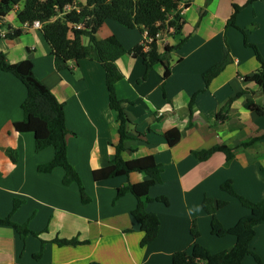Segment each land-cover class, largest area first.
I'll return each instance as SVG.
<instances>
[{
    "label": "crops",
    "instance_id": "0c3cea01",
    "mask_svg": "<svg viewBox=\"0 0 264 264\" xmlns=\"http://www.w3.org/2000/svg\"><path fill=\"white\" fill-rule=\"evenodd\" d=\"M16 6L0 18L1 31L21 27L15 15L21 6ZM180 14L185 20L180 33L169 30L157 37L158 52L169 48L163 63L146 70L141 57L130 53L116 60L122 78L115 93L129 121L130 136L124 140L122 158L152 155L159 167V180L145 204L157 216L159 229L144 246L143 232L131 215L136 198L131 193L115 198L119 187L147 176L131 172L99 182L93 179V171L114 158L119 140L120 123L108 104L102 65L81 59L57 69L40 29L22 30L16 39L0 38L6 60L30 59L37 78L64 103L67 159L91 199L82 204L77 184H62L63 168L37 170L53 158L54 150L36 152L33 134L15 129L23 118L21 104L27 91L14 75L0 70V218L27 223L39 235L22 236L13 227L0 225V264H172L175 252H189L193 246V225L197 242L212 253L235 245L234 236L213 231L212 217L202 202L211 199L214 217L230 228L249 209L222 190V184L229 182L249 201L264 200V114L246 107L248 100L264 107V91L250 79L260 62L245 44L255 45L264 60V0H191ZM109 36L130 50L144 41L145 31L107 19L96 37ZM225 47L231 60L206 85L202 75L223 57ZM166 67L169 74L164 78ZM171 130L179 133L174 145L166 139ZM216 146L227 147L231 157L220 150L204 160L194 154ZM7 150L16 153V161ZM14 199L22 203L13 212ZM221 201L225 204L219 207ZM74 237L89 242L75 246L52 242ZM250 249L264 264V224L255 227ZM242 264L257 263L246 256Z\"/></svg>",
    "mask_w": 264,
    "mask_h": 264
},
{
    "label": "trees",
    "instance_id": "16d2710c",
    "mask_svg": "<svg viewBox=\"0 0 264 264\" xmlns=\"http://www.w3.org/2000/svg\"><path fill=\"white\" fill-rule=\"evenodd\" d=\"M190 3L191 0H0V18L12 11L15 5H19L21 7L15 12V15L20 24L34 20H39L42 23L40 30L51 47V54L57 69L67 68L69 62L81 59L97 61L102 65L105 71L108 104L117 113L120 123L119 140L114 145V158L108 166L94 170L93 179L99 182L131 172H143L147 176L144 181L119 187L115 198L117 199L125 193H131L136 198L137 204L131 211V215L138 223L140 231L143 232L141 246L151 243L156 238L159 229L157 216L145 208V204L150 201L148 192L159 180V167L152 155L128 161L122 158L124 140L130 136L127 133L129 121L122 110V101L115 93V84L122 78V74L116 66V60L120 56L130 53L134 57H141L146 70H149L156 64L164 62L166 51H169V48L166 47L165 52H158L157 39H154L151 43H146L144 40L141 44L127 50L115 36L98 39L96 33L105 20L111 19L127 28L145 31L148 37L155 38L158 33H168L170 28H172L173 34H177L180 33L185 23L180 9L187 8ZM67 4L74 5L75 9L54 19ZM237 10L238 6L234 5V13ZM232 19H234V14ZM79 23L82 24L81 28H75L74 26ZM8 27L9 31L5 34V38L16 39L21 35L20 28ZM84 38H87V43L83 42ZM245 44L254 49L260 62V68L250 79L264 91V60L255 45L246 42ZM146 46H148L147 50L144 49ZM230 60L228 49L225 47L223 57L203 73L204 83L209 84ZM0 70L14 75L27 91L21 104L23 118L15 123V129L18 132L33 134L36 152L46 147H52L54 150L53 158L49 162L38 165L37 170L50 173L56 167L63 168L62 184L68 186L71 183H76L82 204H88L91 199L85 191L81 177L67 159L66 137L68 130L65 124L64 103L58 101L37 78L30 59L9 63L4 53L0 51ZM168 74L169 68L166 67L163 77L166 78ZM246 107L258 114H264V107L251 100L247 101ZM166 139L169 145H174L179 139L178 131H168ZM218 150L223 151L227 158L231 157L230 150L225 146L212 147L194 154L197 159L204 160ZM7 154L13 161H16L15 152L7 150ZM221 189L236 197L241 205L249 209V214L239 219L233 227L223 228L214 217L215 209L211 199H204L202 208L212 217L213 231L234 236L235 245L228 251L212 253L197 242L198 232L196 226L193 225L191 228V235L194 239L193 246L189 252H175L172 255V264H242L246 256H252L257 264H263L260 257L250 249V241L255 234V227L264 224V200L252 202L237 195L229 182L222 184ZM21 203V200L14 199L12 211L14 212ZM224 204L223 201L218 203L219 207ZM0 225L11 226L22 236L27 234L39 236L38 233L29 229L27 223H15L10 216L0 218ZM52 242L58 246H75L87 244L89 241L78 240L74 237L69 239L54 238ZM36 256H40V253ZM90 264L98 263L91 262Z\"/></svg>",
    "mask_w": 264,
    "mask_h": 264
},
{
    "label": "built area",
    "instance_id": "2783aa9c",
    "mask_svg": "<svg viewBox=\"0 0 264 264\" xmlns=\"http://www.w3.org/2000/svg\"><path fill=\"white\" fill-rule=\"evenodd\" d=\"M15 8L17 9V6L15 5ZM72 9H75V6L74 5H71V4H67L63 7V9L61 10V12L59 14H57L55 18H58V17H61L62 15H64L65 13H68L70 10ZM82 24L79 23V24H76L74 27L79 29L81 28ZM42 27V23L39 21V20H34L32 22H24V23H21V27L20 29L21 30H27V29H41ZM170 31H172V28L169 29ZM9 30H6V31H1L0 30V38H5V34L8 32ZM159 36V33L156 34L155 38L153 37H148L147 33L145 32V42L146 43H151L154 39H157V37ZM145 50L148 49V46H146L144 48Z\"/></svg>",
    "mask_w": 264,
    "mask_h": 264
},
{
    "label": "rangeland",
    "instance_id": "374dc122",
    "mask_svg": "<svg viewBox=\"0 0 264 264\" xmlns=\"http://www.w3.org/2000/svg\"><path fill=\"white\" fill-rule=\"evenodd\" d=\"M171 33V32H170Z\"/></svg>",
    "mask_w": 264,
    "mask_h": 264
}]
</instances>
